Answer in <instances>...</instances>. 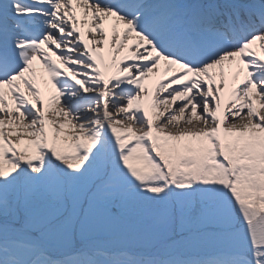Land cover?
I'll list each match as a JSON object with an SVG mask.
<instances>
[{
    "label": "snow or ice",
    "instance_id": "obj_1",
    "mask_svg": "<svg viewBox=\"0 0 264 264\" xmlns=\"http://www.w3.org/2000/svg\"><path fill=\"white\" fill-rule=\"evenodd\" d=\"M0 264H264V0H0Z\"/></svg>",
    "mask_w": 264,
    "mask_h": 264
}]
</instances>
